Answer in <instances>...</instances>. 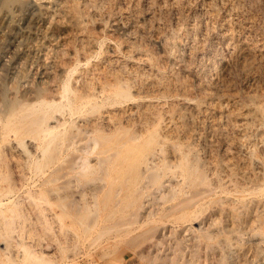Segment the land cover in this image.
Returning <instances> with one entry per match:
<instances>
[{
	"label": "rangeland",
	"instance_id": "1",
	"mask_svg": "<svg viewBox=\"0 0 264 264\" xmlns=\"http://www.w3.org/2000/svg\"><path fill=\"white\" fill-rule=\"evenodd\" d=\"M70 71L73 74L69 73ZM86 77L89 79L87 80ZM65 82L80 89L88 88L87 83L90 82L89 85H93V88H100V90L96 89L97 92L104 88L105 93L107 92L104 93V99L107 101L115 97L113 92L122 88L135 97L122 104H116V107L115 104L102 106L101 120L98 119L99 112L85 109V112L75 117L79 125H83L85 119H96L99 120L98 122L109 124V129L110 127L114 129V121H111L113 119L108 118L124 115L128 119H137V126L141 128L144 124H139L140 112H160V117L152 115L154 123L151 127L159 133L156 138L159 142L153 140L148 149L145 148L142 156L135 154L128 156V150L122 148L119 152L121 157L122 155L125 157V161H119L123 164L121 172H126L130 167L133 169L138 167L139 170H144L147 176L151 171L149 166H153L158 171L161 168L159 172L165 170L164 173L168 172L170 175L163 178V188L157 189L154 185L145 192V197L141 200L143 208L139 209L142 214L145 210L151 211L158 207V204L151 205L154 200L161 202L160 196L164 193L170 194L178 188L175 183L180 177L175 178L164 166L166 161L163 160L164 147L169 151L167 155L172 160L171 163L180 156L178 151L173 153L174 150L183 148L191 142L199 149L198 155L205 161L217 155L224 159L222 164L225 166V162H228L230 168L241 163L239 167H243L244 162L248 165L244 170L239 168V174L236 176V179L243 183L242 187H245L244 184L251 178L246 185L248 188L245 190L237 188L235 193L233 192L232 196L227 195V198L240 206L238 211L243 209L242 203L245 205L248 202L249 216L245 223L239 225L241 230L237 228L234 232H227L218 237L222 245L218 243L210 245L214 252L207 251L202 242L204 249L200 250V257L196 259L194 256L197 244H200L197 242L198 230L194 225L199 223V228L204 230L210 228L213 233L216 231L215 234L222 226V223L217 221L211 222L209 217L207 220L206 216L212 210L210 207L196 218L194 221L196 224L185 222L176 225L166 222L160 225L154 235H147L145 239L143 238L144 242L137 243L132 251L136 253L155 239L158 242L163 236L170 237L171 242L169 241L168 244L150 246L147 248L148 251L146 250V254L150 257L152 254L161 256L156 262L158 263L166 261L169 256V259L173 258L175 238L181 239L184 236L189 239L192 236L190 241L197 244L191 248L192 252L189 251V247H185L186 250L184 249L180 259L182 264L183 261H191L195 264H264V229H259L258 218V215H264V193L261 192L264 188V0H0V132H4V137L0 135V145L14 144L19 152L25 151L24 145H29L31 148L35 146L37 142L33 134L35 127H23L24 121L26 119L28 121L34 113L24 117L25 112L21 111L19 115L18 111L23 106L28 108L38 106L47 93L46 89L50 91L49 97L55 99L57 103L59 101L57 98L60 97L59 89L62 90L63 86L61 83L65 84ZM113 101L115 100L112 99L111 102ZM56 103L47 107V110L51 111ZM106 110L107 112H104ZM12 113L16 116H12ZM112 113L116 115L112 117ZM54 114L59 123H62L63 117L59 116V112ZM16 117L20 118L19 121ZM5 121L9 123H4ZM15 124L22 126L19 129L22 135L9 133ZM55 124V119L49 120L50 126ZM123 125L127 127V123ZM111 129L109 131H112ZM123 130H119L115 136H121ZM109 131L107 130L108 133ZM146 134H143L142 141L147 137ZM22 136L24 143L21 144L19 141ZM104 142L105 140L101 144ZM183 150L188 152L187 148ZM111 153L113 154V150L110 151ZM68 158L70 157H66L67 161ZM115 158L111 155L109 157L111 162L107 159V164L112 163ZM95 159L93 157V163L99 160ZM67 161L60 160L56 163L49 161L43 164V167L36 169L34 165L27 163L28 168L31 169L26 170L23 181L29 182L11 197L12 201L8 208H0L2 229L0 230V264H10L9 261L13 260V251L18 252L23 259L25 247H33L38 253L45 238L52 240L50 241L52 246L44 250L47 254L54 253L58 256L62 254L66 259L73 256L75 250L71 247L74 241L67 239L69 235L74 237L75 233L68 227L67 222L64 224L59 222L56 215L72 214L80 208L81 213L87 216L86 224H90L95 212L91 213L89 207L85 206L87 196L90 200L94 199L91 197L92 191L86 190L88 184L92 182L87 184L86 178L74 177L71 173L63 175L62 168L67 166ZM104 162H100V165ZM113 164H116V161ZM7 165L0 160L1 198L12 195L13 193H10L15 189V181L10 178ZM102 172L103 169L99 174L92 176L89 173V176L98 179L97 175H101L100 179ZM208 172L213 173L210 170ZM225 175L221 173V177H224L223 181L233 188V182ZM55 176L62 179L40 186L46 177L51 179ZM211 176L212 174L209 177ZM105 181L96 180L94 183L101 186V184L105 185ZM144 181H147V177L143 179ZM170 181L173 182L172 186ZM83 186L85 189L81 190ZM42 188L58 190L61 194L74 191L75 197L66 200L69 207L66 206L68 210L63 212L54 203L41 201L42 195H34L36 196L34 198L32 192H38ZM198 188L203 189L204 186L199 185ZM18 195L30 196L39 203L38 207L35 206L36 212L44 208L47 217L44 215L38 220H32L29 216L30 212H27L29 210L26 211L24 208L20 209L21 216L12 215L17 208L16 204L21 200ZM104 195L100 199H105ZM209 198L204 201L207 203L203 207L211 204L208 202ZM175 202L176 200H172L161 207L168 208ZM184 205L181 203L176 209H183ZM131 213L134 212L132 210L128 212L121 221L126 222ZM112 222L114 221L105 224ZM224 223L228 224L226 229L232 228L229 219ZM101 224L103 225L104 221ZM82 226L80 224L79 229H82ZM98 231L92 232L90 236H94ZM159 232L160 235L156 237ZM17 240L21 246L14 248ZM190 241L186 244H190ZM69 243H71L70 247ZM61 246H66L68 249L60 253ZM85 248L88 249L87 246L82 249ZM112 249L113 247L105 248L107 251ZM153 249H156L155 253ZM91 252L93 254L91 263L108 264L113 260L106 256L101 257L100 250L96 248H92ZM135 253L127 252L124 263L137 264L138 257L136 258ZM78 259L82 264H86L87 258L84 256L80 255ZM60 262L64 263L62 260ZM22 264L40 263L28 260L23 261Z\"/></svg>",
	"mask_w": 264,
	"mask_h": 264
},
{
	"label": "bare ground",
	"instance_id": "2",
	"mask_svg": "<svg viewBox=\"0 0 264 264\" xmlns=\"http://www.w3.org/2000/svg\"><path fill=\"white\" fill-rule=\"evenodd\" d=\"M75 68H73V69H75ZM69 73L73 74L72 71H70ZM117 77H119V75ZM88 79L89 78H87V80ZM90 80L92 81V79H90ZM119 80H120V77H119ZM111 81H112V79L110 80V82ZM101 82H102V80H101ZM107 82H108V80H107ZM89 83H87L88 88L85 87L87 89H85V88L80 89L79 87H73L72 85L66 84V82H65V84L61 83V86L62 85L63 86H62V90L59 89L60 97L57 98V99H59V101L57 103H56V101H54L55 99H52L49 97L50 93H48V92H50V91H48V89H46L45 91L47 93H46V95L43 96V99L38 103L39 104L38 106H36V105H35L36 107L33 106L34 105V103H33V105H32L33 107L30 106L28 108L27 106H23L19 109L18 113L21 111L25 112L24 117H25V115L29 116L30 114L34 113V116H31V118L28 121L26 119V121H24L25 123L23 122L24 123L23 127L24 128H27L28 126H34L35 127L33 129V134H34V138L37 142H36V145L33 146L32 148L29 145H24V148H25L24 152H19L18 148L16 146H14V144L11 146L0 145V160H1V162H6L8 164L7 170H8V173L10 174V178H13L15 181L14 182L15 189L12 190L10 193V194H12V193L13 194L10 196L8 195V197H2V198L0 197V208H2V207L8 208L10 206V202L12 201L11 197L12 196L14 197V195H16L18 192L21 191L22 186H25L26 183L29 182V181H27V182L23 181L26 170H28L29 168L31 169V167L28 168L27 163H29L30 165L31 164L34 165V167L36 169V168L43 167L44 166L43 164H45L49 161H52V163H56L60 160L67 161L66 157H70V158H68L69 160L67 161V166L66 167L63 166L64 168H62V166H61V168L64 169L63 175L71 173L74 177L78 176V177L86 178L85 183H87V184L92 182V184H88V186L86 187V190L89 189L90 191H92L91 197H94V199L90 200V199H88L90 197L87 196L85 206L89 207V209L91 210V213L95 212L93 221L90 222V224H86L87 223V216L84 215L83 213H81L80 208L76 209L74 211V213H72V214L67 215V213H62L60 215H56V218L59 222H62V224L67 222L68 227L72 231H74V233H75L74 237L69 235L68 239H67V241L69 239L74 241L73 247H71V248L72 249L74 248L75 251H73L74 254H73V256L70 257L71 259L69 257L66 259L65 256H63L62 254L60 256L54 255V253H52L53 255L47 254L44 250H46V248H48L50 246V244H51L50 241H52V240L50 238H45L43 240L44 241L43 245H41V249L40 248H39L40 250L38 249V253H37V250L33 249V247L32 248L30 246L25 247L23 259H21V256L18 255V252L13 251L12 252L13 260L9 261L10 264H22L23 261L27 262L28 260L34 261V262H37L40 264H62L60 262L61 260L64 261L63 264H82L80 261H78L79 260L78 258L80 257V255L87 258L85 260L86 264H94V263L90 262V261H93V259H92L93 254L91 252L92 248H96V249L100 250L101 257L106 256V257L112 258L113 260L109 261L108 264H125L124 263L125 262L124 261L125 260V254L127 252L135 253L134 250L132 251L133 247H135L137 243H140L142 241L144 242V239L147 235H149V234L154 235V233L156 232V230H158V227L160 225H162L166 222H169L171 224H176V225H180V224L185 223V222H190V223L196 224L194 222L196 220V218H199L203 214V212L206 209H208V207H210L212 210L208 213L206 218L209 217V219H211V222L217 221L218 223H222L221 224L222 226L220 225L221 227L219 226L220 227L219 229L216 228V229H218L217 234H215L216 231L213 233L210 230V228H207L205 230L203 228H199V223H197L196 224L197 226L196 225H194V226L197 227L198 237H199V240H197V242L200 244H197V243L190 241V240H192V236H190L189 239L184 237V236L181 239H178V237H177L174 239V242H173V244L175 243V245H176V247L174 249L173 258L169 259L170 256L167 255V256H169V258L166 261H161V262L156 263L157 261H159L161 259V256H159V254H155V255L152 254L150 257L148 254H146V252L148 251L147 248H149L150 246L157 247L158 245H162L163 243L168 244L169 241L171 242L170 237L163 236L162 239H160L158 242H157V239H155L150 245L145 246V248H142L139 251H136V253H135L136 258L138 257L137 264H182V261L180 262V259L183 255V252L186 250L185 247H189L190 248L189 251L192 252L191 248L195 247L196 244H197V249L194 253V256L196 257V259H198L201 255L200 250L204 249V247L207 249V251L208 250L213 251L214 249L210 245L215 244V243L221 244L222 241H220L218 239V237L220 235L225 234L227 232L228 233L234 232L237 228L240 229L239 225L241 226L243 223H245L248 216H249L250 210H249V208L247 209L248 202L245 205L242 203L241 207H243V209L238 211L240 206L235 204V202L233 200L228 199L227 195L232 196L233 192L235 193V190H237V188H243L244 190H245V188L246 189L248 188L246 185L249 183V180L251 178L249 180H247L246 178H244V176H242L243 179L247 180V182L244 184L245 187H242L243 183L239 179H236V176L239 174V172H238L239 168L244 170V169L248 168V165L246 164V162H244L243 167H239V166H241V164H242L241 163V164L237 165L236 167L230 168V166L228 165V162H225V166H224L222 164L224 162V159H222V157H219L215 154H214L215 156L210 157L209 160L205 161V159L204 160L201 159V157L198 155L199 149H197L191 142L186 144V146L183 148L179 147L178 149L174 150L173 153H175L177 151L180 153L179 158L178 159L176 158L174 163H171L172 160H170V158H168V155H167L169 153V151H167V149L164 147V149H163V152H164L163 160L164 159L166 160L164 163V166L166 167V170L167 169L170 170L171 174L175 178L180 177V180L175 183V184H177L178 188L175 189V191H171L170 194L166 195L164 193L162 196H160L159 199L162 200L161 202H156L157 199L154 200V202L151 205L155 206L156 204H158V207L156 209L151 210V211L145 210L144 213H146V214H144V213L142 214L139 211V209L143 208V206L141 204V200L145 197V192H147L148 189L154 185H156L157 189H160L161 187L163 188V183H164L163 178L166 175L170 177V175L168 172H167L168 174L164 173L165 170H164V172L163 171L159 172L161 170V168L158 171V169H156V167H153V166H151V167L149 166V169L151 171L149 174L147 173V176L145 175L146 174L145 171L142 169L139 170L138 167H134V169L131 167L129 169L126 168L127 169V171L125 170L126 172H121L120 169L122 168L123 164L120 163L119 161H121V162L125 161V157H123V155L121 157L119 152H120V149L122 148V150L123 149L128 150V156H132V154L140 156L141 154H144L145 148L147 150L149 144L153 143V140L158 141V140H156V138L159 135V133H157V131H155V130H152L151 127H152V124L154 123V118L152 117V115L160 117V112H158V113L154 112V111L153 112L152 111L140 112L139 113V118H140L139 124H144V126L141 128H139L137 126V121H138L137 119L125 118L126 116H124L123 114H122L123 116L120 115L117 118H110L111 116L108 118L109 120L113 119L111 121H114V123H113L115 126L114 129L113 128L111 129V127H110V129L112 131H109L110 130L108 128L109 124L106 125L102 121L98 122L99 120L96 121V119L95 120L85 119V120H83L84 121L83 125H81V124L79 125L78 122L75 120V117L77 118L78 117L77 114H79L81 112H85V109H90V110L92 109V110H96L97 112H99L100 115L98 116V119L101 120L102 119L101 114L103 111V110L101 111V107L104 106L105 104H108V105L115 104V107H116V104H122V103H124V101H126L128 99H134L135 98L127 90L122 88V89H118L115 92H113L115 97H112V98L110 97L111 99H109L107 101L106 99H104L105 94L107 93V92L105 93V89L101 88V91L97 92L96 89H98V87L95 89V88H93V85H91V84L89 85ZM96 83H98V82L96 81ZM118 83L120 85L119 81H118ZM102 84H105V83H102ZM57 85H58V82H57ZM121 85H123V84H121ZM96 86H98V85L96 84ZM91 89L93 90V92H88ZM98 90H100V88ZM71 93H73V94L70 97ZM108 95L110 96V94H108ZM112 99L115 101L111 102ZM53 103H56L55 104L56 106H53L51 111L47 110L48 109L47 107L52 106ZM38 112L40 114H38ZM55 112H59V116L63 117L62 123H59V120L57 119V117L54 116ZM104 112H107V110ZM104 112H103V114H104ZM16 114H17V112H16ZM19 115H20V113H19ZM115 115L116 114L114 113L112 115V117ZM118 115H119V113H118ZM12 116H16V115L13 114ZM9 117H11V116H9ZM16 118L19 121L20 118H18V117H16ZM23 118H21V120ZM166 118H168V117H166ZM51 119L56 120V124L54 126L49 125V120H51ZM69 119H71V120L68 121ZM105 120H106V118H105ZM10 121H11V119H10ZM6 122H8V121H5L4 123H6ZM106 123H107V121H106ZM124 123L125 124L127 123V125H126L127 127H125L123 125ZM134 124H136V125H134ZM16 125L17 124H15V126L12 129H10L8 127L10 129L9 133L10 132L20 133L19 129L22 128V126H20V125L16 126ZM122 125L125 128H123ZM135 126H136V128H135ZM129 127L131 129H129ZM122 129H124L122 131V135L121 136H115L116 133ZM107 130L109 131V133L107 132ZM22 131H23V129H22ZM145 133H147L146 134L147 137H145V139L142 141V136ZM0 135L4 137V132H0ZM117 135H120V134H117ZM20 138L21 139L19 142L21 144L24 143V137L22 136ZM103 140H105V142H104V144H101V142ZM7 141H9V140H7ZM126 148H128V149H126ZM185 148L188 149L187 153L184 152V150H183ZM112 150H113V154L112 153L110 154V151H112ZM171 152H172V150H171ZM162 154L163 153H161V155ZM111 155L115 156L116 158L114 160H112V163L107 164V159H108V162L109 161L111 162V160H109V157ZM93 157H95L96 159H99L98 162L93 163ZM176 157H177V155H176ZM137 158L139 159L140 157H137ZM104 160H105V162H104ZM117 160H118V163H117ZM148 160H150V158ZM114 161H116V164H113ZM134 161H136V160H134ZM161 161H162V159H161ZM100 162H104L101 164L102 166L100 165ZM129 163H127V165ZM133 165H134V162H133ZM209 165H211V166H209ZM207 167H208V169H207ZM17 168L20 171L17 170ZM102 169L104 172H102L103 175L100 179H99V176H101V175H97L98 179L92 178L93 175L99 174ZM208 170L212 171L213 173L208 172ZM28 171H30V170H28ZM4 172H5V170H4ZM89 173L92 174L91 177L89 176ZM132 173H134V174H132ZM221 173H225L226 174L225 176H227L229 178V180H231V182H233V188H230L229 185L227 186L225 184L226 182L223 181L224 177L223 176L221 177ZM18 174H20L19 178L17 176ZM112 174H116V176H112ZM211 174H212V176L209 177ZM29 177H30V175H29ZM47 177H46V179H44L41 182V185H40L41 187L43 185L48 184V182L51 183V182H55L57 180H60V178L62 179V177L57 178L56 176L51 178V179H47ZM146 177H147V181L143 182V179H145ZM25 179H26V177H25ZM96 180H101V181L106 180L105 185L104 184L103 185L101 184V186L96 185L94 183V181H96ZM78 181H80V180H78ZM146 183H147V185H146ZM169 183L171 184V186L173 185L172 181H170ZM199 185H203L204 188L203 189L198 188ZM83 188H84V186L81 188V190ZM45 189L43 190V188H42V189L38 190V192H32V195L33 196L34 195H36V196L42 195V197L40 198L41 201L46 202V203H54L56 205V207L61 209L63 212H65L64 210H68L67 207H69V204H68V202H66V200L68 198H71V197L74 199V197H75L74 191L65 192V193L61 194L60 191H58V190H54V189L48 190L49 188H45ZM173 189H174V187H173ZM262 191L264 193V188L261 189V192ZM85 192L87 193L88 191H85ZM249 192H250V189H249ZM149 193H151V192H149ZM252 193H253V191H252ZM103 194H105L103 196V197H105V199L103 198V200H102V199H100V197ZM106 194H108L109 197L106 196ZM184 194H186V195L184 196ZM148 195H150V194H148ZM180 195H182L181 196L182 198H180ZM36 196H34V198H36ZM214 196H216V197H214ZM18 197H20V199H21L20 202H18L16 204L17 208H19V209L16 208L15 212H13L14 214H12V215L17 216V217L21 216V210L20 209L24 208L25 210L26 209L29 210V211H27V210L26 211L30 212L29 216L32 218V220L33 219L38 220L41 216H44V215H45V217H47V214L45 213L46 209H44V208L40 209L38 213L36 212L35 206L37 205V207H38L39 203H36V201L32 200L30 198V196L18 195ZM234 197H235V195H234ZM207 198H209L210 201H208V202H211V204L208 203L209 206L203 207L207 203V201L204 202ZM172 200H176V202L173 203L168 208L161 207L165 203L170 202ZM13 203H15V202H13ZM181 203L185 204L184 208L183 209L180 208V210L176 209L177 206ZM20 205H21V207H20ZM263 206H264V202H263ZM56 207H54V208H56ZM59 209H55V210H59ZM70 209H72V208H70ZM131 210L134 213H131L130 218L127 221L125 220L126 222H122L121 221L122 217L125 218L127 216V213L130 212ZM168 210H171V211H168ZM31 212H33V214H31ZM258 218H259V223H260L259 229L262 230V229H264V215L260 214V216L258 215ZM47 219H49V218H47ZM228 219L232 225L231 229H226V226H228V224L225 225V223H224V222H227ZM207 220H208V218H207ZM52 221H53V219H52ZM54 221H56V220H54ZM102 221H104L103 225L101 224ZM109 221H114V222H112L110 224H105V223H108ZM79 222H81V223H79ZM1 223H3V222H1ZM80 224H81V226L83 225L82 229L81 228L79 229ZM16 226H17V224H16ZM46 227H48V226L46 225ZM98 228H100L99 231H98ZM244 228H245V226H244ZM0 230H2V229L0 228ZM96 230L98 231L97 234H95V235L92 234L94 236L91 237L90 234ZM160 230H161V228H160ZM134 231H137V232L135 234H132ZM167 232H168V230H167ZM25 233L27 235V232H25ZM37 235H38V233H37ZM159 235H160V232L156 235V237H158ZM25 236H24V238H25ZM38 236L42 237V235H38ZM189 241L191 243L186 244V242H189ZM60 242L62 243V241H60ZM76 242H78V244H76ZM202 242L204 243L205 246L203 244L201 245ZM86 243L88 245H86ZM123 243H126V244H123ZM79 244H80V246H78ZM70 245H71V243H69V247H70ZM18 246H21V245H20L19 241L17 240L13 247L16 248ZM82 246L83 247L87 246L88 249L85 248L83 250ZM89 246H91L90 249H89ZM109 247H113V249L109 250V251L105 250V248H109ZM66 248H67L66 246L65 247L61 246V252L60 253H63L64 249H66ZM170 248H172V244H171ZM153 250H154L153 252L155 253L156 249H153ZM149 251H151V250H149ZM171 251H173V250H171ZM51 252H52V250H51ZM48 253H50V252H48ZM81 253H83V254H81ZM208 255H209V253H208ZM5 259L7 260V258H5ZM195 262H196V260H195ZM226 262H228V260ZM100 263H102V262H100ZM183 264H195V263L191 262V261H183Z\"/></svg>",
	"mask_w": 264,
	"mask_h": 264
}]
</instances>
